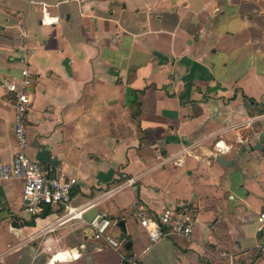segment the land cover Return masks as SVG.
I'll use <instances>...</instances> for the list:
<instances>
[{
	"label": "crops",
	"instance_id": "0c3cea01",
	"mask_svg": "<svg viewBox=\"0 0 264 264\" xmlns=\"http://www.w3.org/2000/svg\"><path fill=\"white\" fill-rule=\"evenodd\" d=\"M33 1L0 0V76L22 82L25 31L35 78L27 154L76 178L73 206L93 207L81 220L59 225L61 209L27 226L24 182H0V264L249 261L264 210V143L254 148L264 132V0ZM42 5L57 23H41ZM14 120L0 84V163L17 150ZM130 179L137 190L103 196ZM182 204L198 215L192 238L150 243L137 213ZM99 212L117 223L108 235L118 248L93 238Z\"/></svg>",
	"mask_w": 264,
	"mask_h": 264
},
{
	"label": "built area",
	"instance_id": "2783aa9c",
	"mask_svg": "<svg viewBox=\"0 0 264 264\" xmlns=\"http://www.w3.org/2000/svg\"><path fill=\"white\" fill-rule=\"evenodd\" d=\"M32 3L37 2L35 0ZM41 11L43 25L57 23V19L49 16L46 6L42 5ZM26 37L27 34L23 31L24 44L19 57L22 66V82L15 84L0 76L1 86L13 99L14 133L17 143V150L12 161L0 163V182L12 180L24 182V211L32 217H40L51 211L62 209L64 214L57 221L59 225L66 221L81 220L83 213L93 207V204L88 203L82 207L73 206L72 200L78 185L77 179L64 173L52 175L45 164L30 159L27 154L29 144L27 118L32 108L31 94L35 78L31 71L29 49L25 44ZM126 187L137 190L136 180L130 179L115 186L107 190L103 196H111ZM137 219L150 243H156L162 239H191L198 222V215L189 204H182L166 208L155 218H150L144 211H139ZM116 224L112 222L107 212H99L91 220L89 226L94 239H106L111 246L118 248L120 244L108 235L109 229ZM257 233L260 236L259 249L262 250V255L254 264H264V210L259 213L257 218Z\"/></svg>",
	"mask_w": 264,
	"mask_h": 264
},
{
	"label": "water",
	"instance_id": "95a60500",
	"mask_svg": "<svg viewBox=\"0 0 264 264\" xmlns=\"http://www.w3.org/2000/svg\"><path fill=\"white\" fill-rule=\"evenodd\" d=\"M260 141L259 143H257V145H255V150H262L263 149V143H264V132L261 133L260 135ZM222 165L224 166H229L231 164V162L229 161H226L225 159H223L220 155L217 156L216 158ZM13 225L17 228L20 227L19 223H17L16 221L13 223ZM121 225L123 227V229L125 230V224L123 222H121ZM132 247V244L129 242L128 245H127V249H131Z\"/></svg>",
	"mask_w": 264,
	"mask_h": 264
},
{
	"label": "trees",
	"instance_id": "16d2710c",
	"mask_svg": "<svg viewBox=\"0 0 264 264\" xmlns=\"http://www.w3.org/2000/svg\"><path fill=\"white\" fill-rule=\"evenodd\" d=\"M249 100H250V102L255 103V101L253 99L252 100L249 99ZM36 218L37 217H34L33 221L27 222V223H25V225L34 226L35 225L34 221H35ZM259 239H260V236H259ZM261 255H262V250L258 249L256 251H254V253L251 255L249 261L241 260L240 264H254L257 260H259L261 258ZM124 264H130V263L127 260H125Z\"/></svg>",
	"mask_w": 264,
	"mask_h": 264
}]
</instances>
